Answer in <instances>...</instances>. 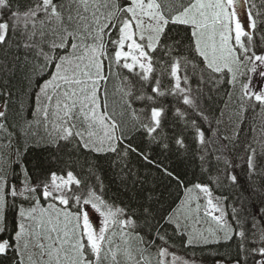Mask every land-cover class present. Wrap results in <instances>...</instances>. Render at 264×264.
<instances>
[{
  "label": "snow or ice",
  "instance_id": "obj_1",
  "mask_svg": "<svg viewBox=\"0 0 264 264\" xmlns=\"http://www.w3.org/2000/svg\"><path fill=\"white\" fill-rule=\"evenodd\" d=\"M241 4L248 6L244 26ZM254 7L249 0H0V46L15 49L12 67L5 64L3 70L22 73L21 96L29 98L32 112L28 119L21 102L11 125L21 133L17 139L25 145L23 154L31 147H52L56 153L83 149L97 157L114 155L113 164L123 172L135 153L180 181L152 154L153 145L170 150L161 98H173V116L183 122L204 161L213 141L197 119L208 116L202 89L194 90L192 80L198 72L203 84L226 71L231 74L227 82L235 85L242 65L251 63V72L257 62L264 66V53L255 51ZM114 80L119 85L110 94L107 85ZM241 88L244 99L264 108V91L253 92L248 83ZM0 96L5 98L0 129L7 130L13 96L7 84L0 87ZM175 144L178 152L188 151L183 135ZM255 154L253 148L246 158L250 175L257 172ZM20 155L18 148L15 161L4 158L0 165V255L14 252L15 264H146L156 240L168 243L163 224L180 228L179 208L158 218L148 203L133 208L108 196L95 163L87 158L81 165L88 169L87 178L76 174L71 163L53 167L41 159L33 165L38 173L34 178ZM217 160L226 165L223 178L238 184L228 170L236 165L222 153ZM13 163L21 166L18 184ZM126 175L134 186L136 174L128 169ZM210 180L185 188V219L195 213L199 222L203 212L214 225L190 234L185 246L235 240L234 264H264V198L249 212L243 202L228 205L227 196L213 195L211 184L223 183L219 170ZM251 191L264 197V186ZM9 208L16 209L12 227ZM157 247L158 264H166L167 249Z\"/></svg>",
  "mask_w": 264,
  "mask_h": 264
},
{
  "label": "trees",
  "instance_id": "obj_2",
  "mask_svg": "<svg viewBox=\"0 0 264 264\" xmlns=\"http://www.w3.org/2000/svg\"><path fill=\"white\" fill-rule=\"evenodd\" d=\"M253 4L255 7L251 11L257 24V29L253 32L255 51L257 54H261L264 53V15L256 16L255 14L257 12L264 13V0H249V5ZM245 9L248 12V6H245ZM173 35H175V32ZM180 35L183 37L184 32L181 31ZM244 39L246 41V37ZM14 54V48L8 49L0 46V87L7 84L13 92V96L9 100V127L7 130L0 129V165L4 164V158L15 161L17 159V149L19 148L21 153L19 159L27 164L34 178L38 174L33 168L37 159L44 160L53 167H65L71 163L76 174L81 175L82 178H87L88 169L81 167L87 158L95 163L96 174L103 182L107 195L116 199L117 202L129 204L133 208L148 203L158 218L168 216L173 210L180 209V228L177 229L175 224H163L161 232L167 234L168 243L156 240V246L148 250L146 264H158L161 258L158 255L157 246L167 249L169 254L163 258L166 264H169L166 260L169 255L180 256L194 264H216L217 262L233 264L235 262L237 259L235 240L229 244L221 242L219 244L185 246L190 234L204 231L207 226L214 227V225L211 218L204 216L203 212L199 214V222H197L195 213L185 219L186 213L181 202L186 199V187H191L196 183H210V178L216 177L218 170L223 183L220 186L215 183L211 184L213 195L227 196L229 198L226 201L228 205L236 204L239 206L243 202L248 211L252 212L254 208L259 206L260 200L264 198L260 196L259 192L253 193L251 191L253 187L264 186V175L261 174L264 173V108L256 104L254 99H244L241 88V84H249L251 63L240 67L235 85L227 82L231 78V74L226 71L215 80L207 81L206 78V82L203 84H200L198 72L192 80L194 90L198 87L202 89V108L208 116V120H202L199 117L197 119L207 136L213 141L207 149L204 161H201L193 137L184 129L183 122L173 116L175 106L173 98L170 96L161 98L167 109L163 131L168 138L170 150L164 151L161 147L153 145L152 154L154 158L163 162L170 171L175 172L180 177V181H183V184H181L180 181L165 176L163 172L152 165L145 164L135 153L129 155L128 167L123 172L119 165L113 164L114 155L97 157L95 154L84 152L83 149L80 150V153H75L70 148H65L60 153H56L55 148L52 147L48 149L31 147L27 154H23L25 145L17 139L21 133L13 129L11 125L17 120L16 113L20 109L21 102H23L26 109L28 119H32V112L29 107V98L21 96L25 86L22 73L19 69L15 71V74L6 73L3 70L5 64L8 68L12 67ZM196 59L199 63H202L200 58L197 57ZM189 73L191 74V68ZM240 73H244V75H240ZM262 73H264V66L260 75L258 91H264V74ZM118 85L119 81L109 82L107 87L110 94L114 92ZM114 98L119 99L118 96ZM4 99L0 96V105L3 104ZM180 106L184 107L183 105ZM13 132L16 134L10 136V133ZM181 135L186 139L187 152H184V150L177 151L175 138ZM9 143H11V147L8 146ZM135 143H140L139 138ZM253 148L256 150L255 160L258 167L256 174L250 175L246 158ZM221 153L224 159L230 160L236 165L234 168L229 167L228 170L238 177V184H232L223 178L226 165L223 160H217V156ZM57 159H59V163H57ZM13 169L16 173L15 182L18 184L19 178L22 176L20 164L13 163ZM128 169L136 174L133 177L136 180L134 186L131 179L126 175ZM91 179L96 182L94 176ZM122 181H127V187ZM149 196H151L150 201ZM200 203L204 204V201L201 200ZM228 211L231 213L230 208ZM15 212L16 209L14 208H9L7 211L9 227L13 226ZM16 259L18 258L15 253L9 251L6 255H0V264H15Z\"/></svg>",
  "mask_w": 264,
  "mask_h": 264
},
{
  "label": "rangeland",
  "instance_id": "obj_3",
  "mask_svg": "<svg viewBox=\"0 0 264 264\" xmlns=\"http://www.w3.org/2000/svg\"><path fill=\"white\" fill-rule=\"evenodd\" d=\"M239 19L241 20L242 26L247 25L248 24V17H247V12L245 9V5L241 4L239 6ZM256 67V71L255 72H250V81H249V88L251 91L253 92H259L258 91V84L260 83V75H261V71L263 69V66H261L259 64V62L256 63L255 65ZM2 110V109H0ZM186 197V196H185ZM184 197V198H185ZM181 206V205H180ZM98 223V221H97ZM210 228V226H207L206 229ZM167 262L169 264H194L191 261H188L180 256H176V255H169L168 259H166ZM217 264V263H216ZM220 264H224L221 263ZM234 264V263H233Z\"/></svg>",
  "mask_w": 264,
  "mask_h": 264
}]
</instances>
